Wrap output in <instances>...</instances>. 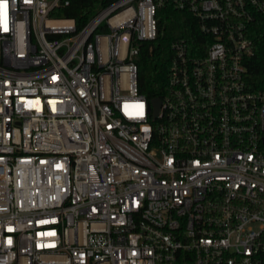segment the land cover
<instances>
[{"label": "built area", "instance_id": "built-area-1", "mask_svg": "<svg viewBox=\"0 0 264 264\" xmlns=\"http://www.w3.org/2000/svg\"><path fill=\"white\" fill-rule=\"evenodd\" d=\"M0 2V264H264V85L246 67L264 0L175 1L205 41L171 44L156 115L132 45L156 36L153 0L81 31L50 17L61 0Z\"/></svg>", "mask_w": 264, "mask_h": 264}, {"label": "trees", "instance_id": "trees-1", "mask_svg": "<svg viewBox=\"0 0 264 264\" xmlns=\"http://www.w3.org/2000/svg\"><path fill=\"white\" fill-rule=\"evenodd\" d=\"M64 1H68V5H64ZM117 1L61 0L62 4L51 11L50 17L71 19L76 30L81 31L98 13ZM175 1L153 0L157 5L155 38L151 41H132L138 50L134 57L136 61L133 59L137 67V91L148 101L161 98L167 91L168 68L173 56L171 44L182 41L188 46L198 47L205 41L199 32L198 20L188 10L177 8ZM97 31L107 32L106 25L102 23ZM250 37L254 55L247 60L246 67L250 82L258 88L264 85V15L251 26Z\"/></svg>", "mask_w": 264, "mask_h": 264}, {"label": "snow or ice", "instance_id": "snow-or-ice-1", "mask_svg": "<svg viewBox=\"0 0 264 264\" xmlns=\"http://www.w3.org/2000/svg\"><path fill=\"white\" fill-rule=\"evenodd\" d=\"M6 5L2 2H0V15H3V17L6 19L7 12L5 11Z\"/></svg>", "mask_w": 264, "mask_h": 264}, {"label": "water", "instance_id": "water-1", "mask_svg": "<svg viewBox=\"0 0 264 264\" xmlns=\"http://www.w3.org/2000/svg\"><path fill=\"white\" fill-rule=\"evenodd\" d=\"M152 104H153V106L155 108L154 114L156 115L157 114V111H158L159 104H160V99L159 98H154L152 100Z\"/></svg>", "mask_w": 264, "mask_h": 264}, {"label": "rangeland", "instance_id": "rangeland-1", "mask_svg": "<svg viewBox=\"0 0 264 264\" xmlns=\"http://www.w3.org/2000/svg\"><path fill=\"white\" fill-rule=\"evenodd\" d=\"M99 34H105L107 32H103V31H97ZM134 60L136 61V58H134Z\"/></svg>", "mask_w": 264, "mask_h": 264}]
</instances>
